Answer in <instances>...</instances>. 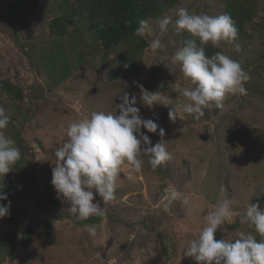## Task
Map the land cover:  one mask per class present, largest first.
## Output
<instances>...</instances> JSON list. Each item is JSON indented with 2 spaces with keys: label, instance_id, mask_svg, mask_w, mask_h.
I'll use <instances>...</instances> for the list:
<instances>
[{
  "label": "rangeland",
  "instance_id": "obj_1",
  "mask_svg": "<svg viewBox=\"0 0 264 264\" xmlns=\"http://www.w3.org/2000/svg\"><path fill=\"white\" fill-rule=\"evenodd\" d=\"M254 1L259 13L246 26V35L218 48L249 74L244 91L229 96L223 110L206 109L199 120L180 111L173 122L169 109L186 102L174 88L188 86L179 64L172 62L184 31L170 25L168 32L160 33L157 20L169 15L174 21L180 7L196 14H223L222 0H176L159 17L147 19L153 36L143 37L139 69L126 76L125 63L116 59L122 46L104 63L102 53L94 58L101 46L92 33L76 26L59 37L50 35V20L63 12L61 0H0V80L19 86L23 93L17 100L0 92V107L10 117L6 135L21 151V159L0 179V192L7 195L0 203L11 202L10 214L0 218V239H13L3 244L10 250L1 264H197L183 250L205 226L222 187L233 216L224 231L217 229L215 238L234 240L240 231L255 234L240 223L250 198L264 209V187L259 185L261 177L264 183V0ZM156 37L163 47L154 52L149 45ZM237 43L240 52L234 50ZM76 49L84 52L81 60L76 59ZM64 67L66 77L54 75ZM134 82L168 96L172 106H145ZM124 92L136 95L142 118L158 125L156 133L142 131L153 145L163 141L172 159L155 171L148 156L142 157L141 171L125 165L116 199L105 206L106 215L97 224L70 216L68 205L58 198L53 210L46 186L68 124L93 111L118 115ZM172 190L190 202L184 205L178 199L164 211L161 201ZM86 225L96 226L94 238Z\"/></svg>",
  "mask_w": 264,
  "mask_h": 264
},
{
  "label": "clouds",
  "instance_id": "obj_2",
  "mask_svg": "<svg viewBox=\"0 0 264 264\" xmlns=\"http://www.w3.org/2000/svg\"><path fill=\"white\" fill-rule=\"evenodd\" d=\"M157 24L160 33L168 32L172 25L177 32L187 31L191 36L172 57V62L179 64L188 84L174 89L186 102L172 106L168 96L158 90L149 92L142 84L134 82L141 89V100L145 106L151 108L157 103L166 107L171 105L168 116L173 122L180 111L199 120L206 109L223 110L229 96L244 91L243 84L250 76L240 63L222 51L212 56L205 52L208 45L221 48L223 43H233L237 39L238 28L230 15L196 14L180 7L174 21L172 16L164 15ZM135 35L142 38L153 36L150 22L141 20ZM149 47L154 52L161 49V39H152ZM234 50L240 52L242 49L237 43ZM120 99L118 115L93 111L89 117L70 122L66 139L55 151L51 183L57 198L68 205V214L80 220L106 215L105 206L116 199L117 182L125 165L141 171L144 166L142 157L148 156V164L155 171L172 159L163 141L153 145L151 138L142 131L156 133L158 125L151 119L142 118L140 108L135 106L136 95L124 92ZM9 123L10 117L0 107V179L21 159L19 147L6 135ZM159 135H165L164 129L159 130ZM224 192L222 187L214 209L205 217V226L196 238L187 241L183 255L193 258L197 264H264V209L258 203H252L251 198L240 216V223L254 230L260 239L252 232L244 231L238 232L234 240L215 238L217 229L224 231L223 226L230 223L233 216L231 202ZM97 195L101 200H95ZM6 199L7 195L0 192V202ZM178 199L184 205L190 202L189 197H181L180 193L172 190L167 200L161 201L163 210L169 211ZM10 203H0V218L10 214ZM85 230L90 237L97 234L96 226L86 225Z\"/></svg>",
  "mask_w": 264,
  "mask_h": 264
},
{
  "label": "trees",
  "instance_id": "obj_3",
  "mask_svg": "<svg viewBox=\"0 0 264 264\" xmlns=\"http://www.w3.org/2000/svg\"><path fill=\"white\" fill-rule=\"evenodd\" d=\"M175 2L176 0H61L59 9L63 8V12L50 20L48 29L50 35L54 37H59L60 34L66 32L67 28H75L76 26L92 33L101 46V48L96 49L97 53L94 55V58L97 57L98 53H102L104 63L111 51L122 46V49L116 53L118 62L128 65L127 68L124 67L122 75H133L139 69L140 58L146 43L144 38L135 35L139 22L159 17L169 7L173 6ZM222 2L225 6L223 14L230 15L238 28L236 40L243 38L246 35V26L253 23L254 17L259 13L255 1L222 0ZM190 38V34L184 31L182 42L184 43L185 40ZM217 51L220 50L213 48L211 45L205 48L206 55L208 56L214 55ZM83 53L82 49H76V59L81 60ZM54 59V57H50L51 61H54ZM64 69L65 67L61 73L55 70L54 75L59 76V78L66 77ZM0 92L17 100L23 98L22 89L10 81L0 80ZM261 180L262 177L260 178L259 185L263 188L264 183ZM1 187L2 184L0 182ZM46 190V197L48 202L53 205L54 210L58 206V199L51 180L47 182ZM41 206L46 207L44 204ZM48 207L51 211L50 206ZM56 217L59 218L57 214ZM101 218L103 217L92 216L87 220L80 221L90 222L94 225ZM253 235L258 240L260 239L256 233ZM6 239H0V264L10 250L9 248H4L3 244L13 241L12 238Z\"/></svg>",
  "mask_w": 264,
  "mask_h": 264
}]
</instances>
